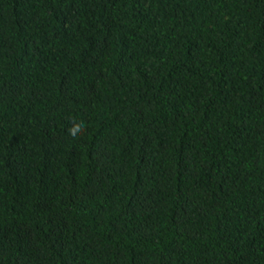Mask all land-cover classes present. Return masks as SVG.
I'll return each instance as SVG.
<instances>
[{
  "label": "trees",
  "instance_id": "16d2710c",
  "mask_svg": "<svg viewBox=\"0 0 264 264\" xmlns=\"http://www.w3.org/2000/svg\"><path fill=\"white\" fill-rule=\"evenodd\" d=\"M0 264H264V0H0Z\"/></svg>",
  "mask_w": 264,
  "mask_h": 264
},
{
  "label": "clouds",
  "instance_id": "9594fccd",
  "mask_svg": "<svg viewBox=\"0 0 264 264\" xmlns=\"http://www.w3.org/2000/svg\"><path fill=\"white\" fill-rule=\"evenodd\" d=\"M85 131L83 123H74L73 127L69 129V135L76 139L79 134Z\"/></svg>",
  "mask_w": 264,
  "mask_h": 264
}]
</instances>
